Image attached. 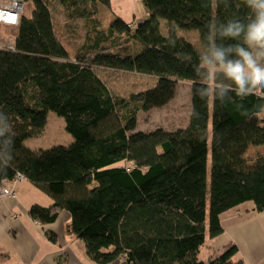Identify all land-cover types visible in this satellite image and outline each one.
<instances>
[{
	"label": "trees",
	"instance_id": "trees-1",
	"mask_svg": "<svg viewBox=\"0 0 264 264\" xmlns=\"http://www.w3.org/2000/svg\"><path fill=\"white\" fill-rule=\"evenodd\" d=\"M33 1L32 14L11 28L14 50L0 49V114L10 138L5 147L0 137V187L22 174L52 199L31 205L29 216L45 224L68 212L73 236L97 264L121 257L127 264H204L200 247L206 235L223 233L222 213L246 202L264 211V98L233 93L213 102L191 88L188 123L175 130H136V114L166 104L177 81L199 79L192 63L213 20L246 21L250 9L244 0H142L146 19L92 27L71 59L47 1ZM57 1L93 24L98 4L109 0ZM185 33H195V42ZM122 35L132 45L122 47ZM98 67L156 79L124 97L111 92ZM48 111L64 119L73 141L32 150L24 141L41 135ZM249 146L263 147L253 163L245 159ZM238 252L229 243L207 264H245Z\"/></svg>",
	"mask_w": 264,
	"mask_h": 264
},
{
	"label": "rangeland",
	"instance_id": "rangeland-1",
	"mask_svg": "<svg viewBox=\"0 0 264 264\" xmlns=\"http://www.w3.org/2000/svg\"><path fill=\"white\" fill-rule=\"evenodd\" d=\"M6 2L7 0H1ZM48 6L52 10L53 24L58 39L67 50L71 59L75 53L87 41L88 34L93 36V28L97 30H106L110 23L117 17L121 18L127 23H136V19H146L147 11L142 0H109L107 4H98L96 14H93L94 23L78 17H71L68 9L64 8L57 0H46ZM8 2H10L8 0ZM35 3L33 0H22L21 15L30 16L33 12ZM20 15V16H21ZM136 15V19H135ZM0 19V49L14 50L13 39L15 30H11L10 22H2ZM195 32V31H194ZM196 33V32H195ZM194 33V34H195ZM192 33L186 35L187 39L195 42V36ZM124 46H130L132 43L124 42V36L119 37ZM134 49H139L140 46L134 45ZM99 76L105 81L111 92L128 97L131 93H135L146 88H149L155 83V77L150 74L136 73L123 70H115L105 67L96 68ZM191 112V86L190 82L186 80H179L176 83V91L174 96L164 105L159 107H152L147 111H138L136 114V130L149 132L157 128L164 130H175L177 128L185 127L188 123ZM264 114V112H263ZM211 135V126L209 128ZM73 141L71 134L65 129L64 119L56 115L53 111L47 112V121L40 136L27 138L24 144L32 149H47L55 145H68ZM263 151V147L249 146L245 159L249 163H253L258 155ZM207 168H210V152L208 154ZM40 192L41 196L47 198L46 194ZM3 197V196H0ZM49 197V196H48ZM50 198V197H49ZM252 207L251 202L242 204L240 209ZM234 213V208L229 211ZM225 215H223L224 217ZM70 219V218H69ZM71 230L70 220L66 223ZM205 237L204 243L200 247L199 259L207 264L208 260L215 256L219 251L215 249L216 239ZM78 244L84 248L80 239ZM85 251V250H84ZM85 254V253H84ZM114 264H126L123 257L114 261Z\"/></svg>",
	"mask_w": 264,
	"mask_h": 264
},
{
	"label": "crops",
	"instance_id": "crops-1",
	"mask_svg": "<svg viewBox=\"0 0 264 264\" xmlns=\"http://www.w3.org/2000/svg\"><path fill=\"white\" fill-rule=\"evenodd\" d=\"M6 186L12 188L14 197H0V264H57L59 259L62 264H97L67 227L68 212L60 211L50 223L37 222L29 216V207L49 206L52 199L41 196L40 190L26 179ZM238 207L233 214L228 210L220 216L223 233L216 239L215 249L234 243L245 264H264V211ZM46 231L53 232L57 240H49Z\"/></svg>",
	"mask_w": 264,
	"mask_h": 264
},
{
	"label": "clouds",
	"instance_id": "clouds-1",
	"mask_svg": "<svg viewBox=\"0 0 264 264\" xmlns=\"http://www.w3.org/2000/svg\"><path fill=\"white\" fill-rule=\"evenodd\" d=\"M250 9L246 21L213 20L202 40L198 60L192 63L199 79L190 82L194 96L213 102L255 95L264 98V0H244ZM231 41V42H228ZM191 59V58H190ZM9 125L0 114V137L5 147Z\"/></svg>",
	"mask_w": 264,
	"mask_h": 264
},
{
	"label": "built area",
	"instance_id": "built-area-1",
	"mask_svg": "<svg viewBox=\"0 0 264 264\" xmlns=\"http://www.w3.org/2000/svg\"><path fill=\"white\" fill-rule=\"evenodd\" d=\"M8 0L6 2H2L0 0V19H2L4 23L7 21L12 25H16L19 21L22 9V0ZM8 4V5H6ZM1 24V23H0ZM24 177L22 174H16L12 181L8 182H16L23 180ZM0 196H9L14 197V192L12 188L3 185L0 187Z\"/></svg>",
	"mask_w": 264,
	"mask_h": 264
},
{
	"label": "bare ground",
	"instance_id": "bare-ground-1",
	"mask_svg": "<svg viewBox=\"0 0 264 264\" xmlns=\"http://www.w3.org/2000/svg\"><path fill=\"white\" fill-rule=\"evenodd\" d=\"M6 5H8V4H6Z\"/></svg>",
	"mask_w": 264,
	"mask_h": 264
}]
</instances>
